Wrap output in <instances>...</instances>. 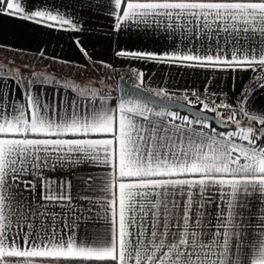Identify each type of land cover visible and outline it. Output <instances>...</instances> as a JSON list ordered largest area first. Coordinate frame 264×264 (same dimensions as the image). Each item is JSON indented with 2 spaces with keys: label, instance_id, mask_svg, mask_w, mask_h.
Here are the masks:
<instances>
[{
  "label": "snow or ice",
  "instance_id": "6c2138e0",
  "mask_svg": "<svg viewBox=\"0 0 264 264\" xmlns=\"http://www.w3.org/2000/svg\"><path fill=\"white\" fill-rule=\"evenodd\" d=\"M109 4L116 31L143 26L174 41L170 51L118 57L264 74V0ZM0 15L80 30L31 0H0ZM137 80L140 88L144 73ZM156 95L171 99L164 89ZM193 95L184 99L202 108L190 119L131 100L71 101L62 111L31 92L20 100L0 90V264H264V211H256L264 206V105L246 107V89L239 113L223 119L235 128L217 132L204 113L220 119L231 106ZM65 167L79 170L75 196L70 180L46 174ZM214 202L209 232L203 210Z\"/></svg>",
  "mask_w": 264,
  "mask_h": 264
},
{
  "label": "crops",
  "instance_id": "0c3cea01",
  "mask_svg": "<svg viewBox=\"0 0 264 264\" xmlns=\"http://www.w3.org/2000/svg\"><path fill=\"white\" fill-rule=\"evenodd\" d=\"M31 2L40 8L58 11L71 19L80 30L73 31L67 29V26L65 29L48 28L41 24L0 15L1 52L12 55L19 62L23 61L21 63L25 67H27L25 64L34 63H37L34 64L37 67L38 62L44 61L48 65H55L58 70L43 71L42 76L26 77H19L10 72L0 73V90L11 91L16 99L23 100L25 94L31 92L39 96L42 102H48L53 107L59 103L62 111L68 110L71 101L91 106L103 100L112 106L122 101L116 92L118 78H124L136 86L137 73H144V83L140 88L154 95L164 89L171 99L167 96H158L163 99L189 105L184 97L195 100L193 92H196L206 102L215 104L223 102L231 106L229 109L239 112V104L245 99L244 93L247 89L251 91V99L246 107L264 105V80L257 86H250L253 79L262 75L260 71L255 73L251 69L211 71L118 57L116 53L119 50L163 53L172 49L174 41L163 31L145 29L143 26L139 29L134 26L125 27L116 31L115 18L109 14L111 11L109 0H31ZM81 47L87 51L91 59L80 51ZM78 90L85 93L95 92L96 95L82 97L78 95ZM145 105L153 113L168 111ZM189 106L202 108L200 104ZM244 121L247 125V121ZM78 173V169L65 167L63 170L57 169L46 174L54 179L70 180L74 186L75 196L80 189ZM24 195L27 197L29 194L25 192ZM216 199L213 197L214 201ZM81 203L83 202L74 199L73 207L78 209ZM50 210L61 212L59 207ZM218 210L215 202L203 210L206 213V231L215 230L214 214ZM256 211L259 215L264 211V206L257 205Z\"/></svg>",
  "mask_w": 264,
  "mask_h": 264
},
{
  "label": "water",
  "instance_id": "95a60500",
  "mask_svg": "<svg viewBox=\"0 0 264 264\" xmlns=\"http://www.w3.org/2000/svg\"><path fill=\"white\" fill-rule=\"evenodd\" d=\"M116 92L118 98L121 100H134L142 102L157 109H164L172 112L182 113L191 119L193 118V113H198L200 111V109L194 108L179 101L162 99L142 88H137L136 86L131 85L126 81V79L121 77L117 80ZM204 115L206 116L205 122L214 125L215 128L222 131L228 130L230 128V126L225 125L214 115L210 113H204Z\"/></svg>",
  "mask_w": 264,
  "mask_h": 264
},
{
  "label": "rangeland",
  "instance_id": "374dc122",
  "mask_svg": "<svg viewBox=\"0 0 264 264\" xmlns=\"http://www.w3.org/2000/svg\"><path fill=\"white\" fill-rule=\"evenodd\" d=\"M21 62H23V61H21ZM21 62H19V60H17L16 58L12 57V55L0 51V73L10 72V73H12L16 76H19V77H22V76L26 77V76H32V75L42 76L43 71H47V72L49 71L50 72L51 70H53L52 72H54V70L55 71L57 70L55 68V65H48V63L44 62V61L38 62L37 67H35V65H34L37 63H34L32 65L25 64V65H27V67H25L24 65H22ZM24 67L27 69H25ZM29 68H33V69L28 70ZM230 111H236L237 113H239L237 110H231V109L219 110V112L221 113L220 120L222 122H223L224 117H226ZM212 114H214V116L216 117L215 113H212ZM237 119H240L242 124L245 125V123H244L245 119L242 116L238 115ZM227 125L230 126V128L228 130H224V131L221 130V132H225V131L227 132V131H230V130L235 128L234 124H227ZM217 132H220V131H217Z\"/></svg>",
  "mask_w": 264,
  "mask_h": 264
},
{
  "label": "trees",
  "instance_id": "16d2710c",
  "mask_svg": "<svg viewBox=\"0 0 264 264\" xmlns=\"http://www.w3.org/2000/svg\"><path fill=\"white\" fill-rule=\"evenodd\" d=\"M262 75H264V74H262ZM262 75H260L259 77H261ZM259 77L256 78V79H253V80L250 82V86H251V87L257 86L262 80H264V79H259ZM179 114H180L181 116H186V115H184V114H182V113H179ZM210 125H211V127L215 128L214 125H212V124H210ZM215 129H216V131H220V132H221L220 129H217V128H215Z\"/></svg>",
  "mask_w": 264,
  "mask_h": 264
}]
</instances>
